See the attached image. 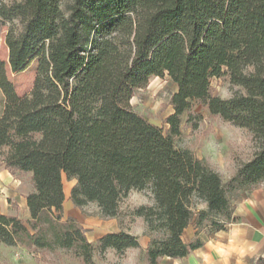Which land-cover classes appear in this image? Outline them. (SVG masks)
<instances>
[{"label":"trees","instance_id":"obj_1","mask_svg":"<svg viewBox=\"0 0 264 264\" xmlns=\"http://www.w3.org/2000/svg\"><path fill=\"white\" fill-rule=\"evenodd\" d=\"M63 1L0 0L11 72L37 60L25 96L16 94L0 62V149L8 128L27 136L39 131L15 148L20 170L31 174L30 220L0 214V245L70 250L83 264H94L95 253L123 256L140 247L125 232L90 243L74 220L62 221L65 176L76 180L72 204H94L102 219L119 218L130 191L147 190L152 204L132 212L149 236L147 263L184 258L202 245L198 238L184 242L190 225L196 236L222 230L234 219V201L264 186V0ZM165 75L176 91L164 133L131 100ZM222 75L242 92L213 96L210 80ZM196 103L251 135L254 152L229 180L176 144L180 117Z\"/></svg>","mask_w":264,"mask_h":264},{"label":"rangeland","instance_id":"obj_2","mask_svg":"<svg viewBox=\"0 0 264 264\" xmlns=\"http://www.w3.org/2000/svg\"><path fill=\"white\" fill-rule=\"evenodd\" d=\"M2 1L6 2L7 0ZM68 2L69 0H64L63 5L65 6ZM6 31L7 25L0 22V62L4 64L7 79L12 83L16 94L25 96L32 90L37 60H33L24 71L12 73L8 64V49L5 44ZM175 91L176 86L167 75L163 78H151L145 88L134 93L131 105L139 116L150 124L161 128L165 133L168 129L165 120L173 112L170 99ZM210 91L213 96L229 99L233 95L241 93L242 89L231 84L227 75H222L220 78L210 80ZM3 104L4 99L0 91V114ZM180 120L181 135L175 140L177 146L189 149L197 158L205 160L214 171L221 175L223 180H229L234 175L238 165L249 160L254 152L251 135L247 130L233 126L219 116L210 115L207 109L199 103L193 106L191 115L183 114ZM23 130L25 129L18 131L17 127H13L8 145L0 149V167L3 165L2 158L8 157L10 151H14L18 141L33 142L38 137L37 127L31 129L32 132L28 136ZM24 182L25 185L30 184L26 178ZM64 185L65 188L69 186L66 181ZM0 199L7 201L5 192L2 191L1 187ZM151 204L152 201L147 190L130 191L120 204L118 222L128 231H132L133 234L147 235L146 230L143 232L145 225L139 218L133 217L132 212L139 206ZM201 206L202 204L198 203L195 208L198 210ZM79 210L84 220H96L97 217H100L93 204H88ZM78 225L80 226V224ZM80 227L82 229V226ZM89 227L91 229H87V232L92 231L94 225L91 224ZM118 261L148 264L142 248L127 251L123 256H118L112 250L93 255L94 264H112ZM0 264H83V262L70 250L56 248L48 251L22 247L5 248L0 245Z\"/></svg>","mask_w":264,"mask_h":264},{"label":"crops","instance_id":"obj_3","mask_svg":"<svg viewBox=\"0 0 264 264\" xmlns=\"http://www.w3.org/2000/svg\"><path fill=\"white\" fill-rule=\"evenodd\" d=\"M13 124V120L8 122V126ZM12 133L13 130L8 128V143ZM2 159L3 165L0 167V187L5 192L7 201L0 199V214L14 216L27 222L30 220V213L26 205V196L33 191L31 174L24 173L20 170L16 161V149L10 151V155ZM25 178L28 179L30 184L25 185ZM65 181L69 185L68 188H65ZM75 184V179L67 180L63 176L65 201L63 203L62 221H66L69 218L75 220L82 226L83 233L90 243H95L106 234L125 232L136 236L140 245L138 249L142 248L145 255L146 248L149 244V238L146 234L139 236L138 234H133L132 231H128L118 222V218L104 220L97 217L96 220H84L79 208L75 207L69 199L71 189ZM200 209H205V204H202ZM233 218L222 230L210 232L204 228L198 230L197 236L195 235L196 229L190 225L184 232L183 240L189 243L198 238L202 243L201 247L191 251L184 258L172 259L163 257L158 259V263L264 264V186L244 193L234 201ZM140 220L145 225L143 220ZM91 224L94 225V228H92V231L87 232V229H91L89 227ZM145 230L146 228L144 226L143 232ZM130 250L137 249H129L127 251ZM118 262L132 264L129 261Z\"/></svg>","mask_w":264,"mask_h":264}]
</instances>
